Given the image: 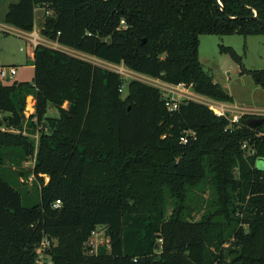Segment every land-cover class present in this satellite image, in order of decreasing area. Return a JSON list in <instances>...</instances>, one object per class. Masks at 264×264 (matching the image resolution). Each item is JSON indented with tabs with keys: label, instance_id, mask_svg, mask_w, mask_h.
Masks as SVG:
<instances>
[{
	"label": "trees",
	"instance_id": "16d2710c",
	"mask_svg": "<svg viewBox=\"0 0 264 264\" xmlns=\"http://www.w3.org/2000/svg\"><path fill=\"white\" fill-rule=\"evenodd\" d=\"M38 8L49 41L220 102L233 98L203 68L200 35L264 34V0H16L4 22L33 31ZM28 61L33 81L0 80L2 120L22 130L32 95L28 124L49 132L30 190L10 164L36 143L0 129V264H36L46 235L56 264H264V121L194 100L169 110L137 79L123 97L119 72L42 43ZM251 73L264 89V70ZM98 227L109 241L90 254Z\"/></svg>",
	"mask_w": 264,
	"mask_h": 264
},
{
	"label": "rangeland",
	"instance_id": "374dc122",
	"mask_svg": "<svg viewBox=\"0 0 264 264\" xmlns=\"http://www.w3.org/2000/svg\"><path fill=\"white\" fill-rule=\"evenodd\" d=\"M14 1L16 0H4L2 2L0 6V19L3 18L9 4ZM38 28L37 19L33 32L38 30ZM4 29L7 28L0 26V64L15 66L17 68L18 73L15 75L14 80L33 81L35 70L34 66L28 61L33 49V43L26 41L25 38L17 33L18 31L10 29L4 31ZM39 34L41 36V33ZM41 40L44 41L45 39L41 36ZM44 45L52 47V44L50 43ZM222 46L231 47L240 56V61L233 58L229 52L222 51ZM65 51L91 61L96 65L119 72L124 79L122 91L123 97L127 94L128 83L133 79H137L158 86L162 91L163 97L166 99H176L181 103L188 100H194L208 106L213 104L216 105V103L213 102H220L196 93L194 89L189 86H187L188 88L181 87L187 88L188 91L170 87L166 85V82L134 71L126 67L124 64H112L95 56L68 47ZM199 52L203 68L213 77L214 81L219 83L233 98L232 102H225L230 109L228 116L232 117L234 114H250L255 117H264V89L256 83L251 73L253 70H264V34L248 36L241 34H202L200 35ZM29 101L27 100L25 108L26 121L22 130H16L13 127L9 128L6 126L2 120L3 114L1 113L0 129L2 131L8 130L10 132L21 133L35 141V151L27 158V160H23L22 163L16 165L12 162V164H10L17 169V171L15 170L16 172H22L24 174L20 177V180H22L30 190H34V182L36 181V178L33 174V170L39 142L38 130L42 128V130L49 132V129L46 125H37L34 127L28 124L30 116L35 112V108H33L32 103ZM47 116L58 117L59 112L55 107L51 106L48 110ZM249 151L250 149H248V152ZM256 165L262 167V163L259 159L257 160ZM47 180L48 178L46 177V181ZM93 240L97 246L103 243L106 244L108 237L105 230H98V234L94 235Z\"/></svg>",
	"mask_w": 264,
	"mask_h": 264
},
{
	"label": "built area",
	"instance_id": "2783aa9c",
	"mask_svg": "<svg viewBox=\"0 0 264 264\" xmlns=\"http://www.w3.org/2000/svg\"><path fill=\"white\" fill-rule=\"evenodd\" d=\"M39 42V37H34V43L37 44ZM18 73V70L15 66H8L4 64H0V80L9 81L14 80L15 75ZM181 87H187L185 84L177 85V87H174L176 89H184L188 91L187 88H181ZM185 92V91H184ZM186 93V92H185ZM166 99V98H165ZM179 103L176 99H166V104L169 110H176L179 107ZM216 103L213 105H210L209 107L219 116H225L229 118L231 122H239L242 115L234 114L232 117L228 116V113L230 112L229 106L225 104V102H213ZM183 142H187V137H182ZM246 144H244V147ZM61 200H57L54 203V207L58 208L61 206ZM103 229V227H98L97 230H95L92 234L90 244L93 246L92 249L89 250L90 254L97 253V244H95L93 237L94 235L98 234V230ZM104 230V229H103ZM109 239L107 240V242ZM57 245V240L54 238H49L47 235L44 236L41 240V242L36 247V264H56L53 260L51 251L53 248Z\"/></svg>",
	"mask_w": 264,
	"mask_h": 264
},
{
	"label": "crops",
	"instance_id": "0c3cea01",
	"mask_svg": "<svg viewBox=\"0 0 264 264\" xmlns=\"http://www.w3.org/2000/svg\"><path fill=\"white\" fill-rule=\"evenodd\" d=\"M5 15V14H4ZM4 18V16H3ZM0 19V26H4V28H7V29H10V30H13V31H18L17 33L20 34L21 37L25 38L26 41H29L30 43H33V49L31 51V55L30 56H33V51H34V48L36 47L37 44L34 43V37L35 36H38L39 37V43H43V44H47V43H50L52 44L51 46L52 47H55V48H58V49H62V50H66L67 47L65 46H62L56 42H52V41H49L47 38H45L44 36H42L45 40L42 41L41 40V36H40V28H41V25H42V22L44 20V10L42 8H38L36 10V14H35V22L36 20L38 19V30H35L34 32L33 31H23L17 27H14L12 25H9V24H6L5 22H1V21H4V19ZM2 23V24H1ZM34 27H35V24H34ZM7 29H4V31H8ZM166 85L170 86V87H177V85H173V84H169V83H166ZM30 100V101H29ZM28 101L32 103L33 105V108H35V98L34 96H29L28 97Z\"/></svg>",
	"mask_w": 264,
	"mask_h": 264
},
{
	"label": "water",
	"instance_id": "95a60500",
	"mask_svg": "<svg viewBox=\"0 0 264 264\" xmlns=\"http://www.w3.org/2000/svg\"><path fill=\"white\" fill-rule=\"evenodd\" d=\"M253 18L256 19L257 21H259L260 23H262L264 25V20H261L260 18H258L257 13H255V15L253 16ZM263 121H264V117H251V118L248 119V123L251 126L260 125ZM259 160L262 163V167H260V168L264 169V158H260Z\"/></svg>",
	"mask_w": 264,
	"mask_h": 264
}]
</instances>
